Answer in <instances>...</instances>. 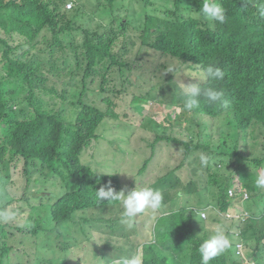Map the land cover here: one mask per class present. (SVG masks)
<instances>
[{"label":"trees","instance_id":"1","mask_svg":"<svg viewBox=\"0 0 264 264\" xmlns=\"http://www.w3.org/2000/svg\"><path fill=\"white\" fill-rule=\"evenodd\" d=\"M69 1L76 2L75 12L66 9ZM80 2L0 0V191L9 193L3 207L13 206L16 212L22 208H17L20 200L12 197L17 196L13 192L18 182L15 177L23 176V184L28 186L31 164L40 163L62 181L65 192L52 204L51 230L45 229L41 215L30 218L36 236L63 232L80 212L118 206L106 200L98 203L95 191L109 184L121 190L120 177L96 173L81 157L94 144L103 145L106 137L102 132L120 127L136 131L133 136L139 148L152 151V159L143 163L144 170L159 154L162 159H178V169L188 172L190 190L186 193L191 198L180 211L159 218L157 244L145 245L143 264H201L199 243L214 227L196 214L197 209L215 213L214 222L224 226L221 216H240V234L235 235L255 263L264 264V205L262 209L252 206V199L264 201L255 185L257 176L264 173V18L253 6L258 0H247V8L245 0H220L227 9L223 24L198 15L205 0H138L146 12L142 21L136 12L129 14L132 11L124 5L126 0H92L96 9L91 14L95 21L97 16L101 18L97 29L76 26L75 18L85 12ZM137 24L144 48L176 60L192 74L210 62L225 70L218 87L224 89L228 107L202 100L193 111L183 110L178 121L169 117L168 125L144 119L141 110L122 115L119 104L130 93L126 83L136 66L126 54L116 53V48L121 40L130 45V29ZM44 29L51 35L45 36ZM61 55L66 57L64 69L58 61ZM48 73L82 77L79 99L68 100L67 89L60 93L52 87ZM95 77H100L96 100L85 104L83 96ZM120 80L119 90L116 83ZM139 101L135 102L138 108ZM163 142L169 145L162 146ZM201 155L210 159L206 166L199 164L200 174H196L197 168L181 166L184 157V163L194 165ZM176 171L166 178L171 179ZM237 179L249 191L248 200L239 194L231 196L233 188L241 190ZM14 231H23L14 226V220L0 223V264H7L13 251L9 240ZM227 232L232 246L211 264H244L234 232ZM45 247L44 243L40 249ZM127 252H135L133 246ZM53 260L41 258L36 264Z\"/></svg>","mask_w":264,"mask_h":264},{"label":"rangeland","instance_id":"2","mask_svg":"<svg viewBox=\"0 0 264 264\" xmlns=\"http://www.w3.org/2000/svg\"><path fill=\"white\" fill-rule=\"evenodd\" d=\"M69 3H73L71 11L75 12L76 2L69 1L67 5ZM156 3L162 4L161 1H157ZM80 4L83 6V11L85 12H81L80 14L82 15L79 14L80 16L75 18L74 22H78L76 26L83 25L88 29H97L98 21L101 18L97 16L99 20L96 19L95 21V18L91 14L95 12V4H93L92 0H81ZM124 5L131 8L132 12L129 13L130 15L136 12L140 21L146 16V12H142V7L138 4V0H126ZM147 14L162 17L159 13L148 12ZM106 23L110 24L109 21H106ZM44 32L45 36L49 35L48 30L44 29ZM141 35L142 32L138 24L130 29L129 39H127V43L130 44L127 46V49L130 50V55L127 58L131 61L140 59L138 62L140 69L136 72L135 79L141 78L145 74L144 78L147 80L146 89H149L155 83L158 84L157 93L160 94L164 101L161 102L160 98H158V101L161 103L154 101L146 103L143 110L144 119L152 118L159 124L165 123L168 125L166 122L169 117L174 121H178L180 113L183 111L181 108L184 99L183 93L177 95L180 87L179 84L181 82L185 84L195 83L196 81L194 78H191L193 75L191 69L182 67L174 59L164 57L159 53L151 52L149 49L144 48ZM123 49L124 40H121L116 52L121 53ZM65 58L61 55L58 60L61 61L60 66L63 69ZM169 69H172V72H167ZM49 76L52 77L50 85L60 93L66 89L68 90V100L71 98L79 99L78 94L83 87L82 77H73L67 73H61V75L49 74ZM144 78H142L141 83L145 82ZM92 79L89 80L90 90L83 96L86 102H94L96 100L95 90L99 89L100 77H95V82H92ZM121 80L118 84L116 83L119 86V90L121 89ZM133 83L135 84L133 88L139 86V80H133ZM133 92L139 95L136 89H131L129 95L122 98L124 103L119 104V111L122 112V115H132L135 113L130 104ZM150 92L155 93L152 88ZM55 100L60 102L61 98L57 97ZM184 114L186 117L190 115L188 112ZM135 132L133 130L122 131L120 127H116L112 131L102 132L106 137V141L103 145L94 144L82 155L81 161L96 173L101 172L100 174H103L106 171L111 176H119L123 188L127 186L130 190L136 184L139 186L150 185L155 187L164 196L161 208L155 213L149 210L138 216L132 228L121 222L122 208L118 205L92 210L84 217V219L87 218L84 221L71 222L65 225L63 232L56 231L47 233L42 237H35L30 232L21 233L14 231L9 240L10 246L14 251L6 260L7 264H36L41 258H45L46 262L55 259L51 264H65L69 262L72 264H106V260L111 259L112 256H123L129 253L127 250L130 249V246H133V250L138 251L142 257V248L148 242H151L150 237L153 233L156 236L155 226L159 218L165 213L179 211L183 208L184 201L191 197L186 193V191L190 190L186 185V175L188 172L184 168L180 171L181 167L178 169V159H162L157 154L149 163L148 168L144 170L143 163L152 159V151L148 147L139 148V142L133 136ZM168 145L167 142L162 143V146ZM107 147L108 151H106ZM184 160L181 166L184 164V166L191 167L192 169H199L200 160L194 165H191V161L184 163ZM23 168L21 166V172ZM29 170L32 174L31 184L28 186L23 184L26 181L23 179V176L17 174L15 180L18 182L13 192L17 194L18 198H21L23 193H25L30 204L24 210L32 214L34 208H38L35 214L36 216L41 215L45 222L44 227L49 231L51 230L50 214L52 212V204L65 192V186L60 179L54 176L51 170L45 168L41 163L36 166L31 164ZM260 170L262 172L263 169ZM173 171H176V174L174 173L175 175L171 179H167L166 176ZM202 171V169H199L196 174H200ZM193 174L195 173L193 172ZM206 180L208 181V178ZM198 181L199 177L195 179V182ZM260 192L264 198V189H260ZM178 193L181 195L178 196ZM194 200H197V198L194 197ZM254 205H258L262 209L264 201L262 199H252V206ZM245 206L250 205L246 202ZM205 211L207 214L205 220L208 222V226L215 228L217 224H221V222H214L215 213ZM153 214L158 217L155 223L150 222V217ZM239 218V216H235L225 219L221 216L219 219L226 222L224 224L227 231L231 229L235 235L240 234L241 224ZM237 237L239 239V236ZM235 241H237L236 238ZM239 241L241 240L239 239ZM44 243L48 247L40 249L44 246ZM238 245L242 246L241 243H238ZM65 248L67 250H63ZM240 250L244 251V248ZM104 252L108 254V256L106 255V260ZM247 254L244 252L241 255L244 264L250 262ZM251 261L253 264H256L254 258Z\"/></svg>","mask_w":264,"mask_h":264},{"label":"clouds","instance_id":"3","mask_svg":"<svg viewBox=\"0 0 264 264\" xmlns=\"http://www.w3.org/2000/svg\"><path fill=\"white\" fill-rule=\"evenodd\" d=\"M70 5L72 6L71 8L69 7ZM253 6L258 9V15L261 18H264V0H258V3H256ZM247 7H249V5L247 4V0H245V8ZM66 8L68 11L72 10L73 3H69L66 6ZM198 15L209 21H214L218 24H223L227 19V9L223 6L220 0H205V2L202 5V8L198 10ZM49 35L51 34L49 33ZM77 39L79 40L78 36ZM127 46L129 45L125 44L122 52L118 54H126V57L129 56L130 50L127 49ZM126 59L130 60L129 58ZM139 61L140 59H138L137 61H132L136 66V70L131 76L130 81L126 83L127 86H129V91L131 89H136L139 92V95L133 92V96L130 101L131 108L133 109L134 112H140V110L143 112L145 108V104L148 102L151 101L158 103L164 102L160 94L157 93L158 84L155 83V85H152L149 89H146L147 80L144 78L145 74L141 78L135 79V74L140 69L138 67ZM167 72H172V69H169ZM225 76H226V71L218 67L214 62H210L207 65H203V66L200 65L197 68V71L191 76V78L195 79L196 81L195 83L185 84L181 82L179 84L180 87L177 95L183 93V97H184L181 104L182 110L191 112L199 107L202 100L212 103H220L223 105L224 108H227L228 101L224 99L225 91L223 88L218 87V83L223 81ZM142 78L145 79L144 83H141ZM133 80H139V86L133 88L135 86ZM122 83L123 82H121V84ZM151 88L155 91V93L150 92ZM140 98L141 100L139 101ZM158 98H160L161 102L158 101ZM70 100H74V98H71ZM83 101L86 104V101L84 99ZM136 101H139L138 103L140 108H138L135 105ZM209 159L210 157L201 155L199 157L200 164L202 166H206L209 162ZM103 174H107L111 176L106 171L103 172ZM237 181L242 186L241 190L237 191L235 188H233V190L231 191V196H235L236 194H239L240 196L244 197V199L248 200L251 197L249 191L242 184L241 179H237ZM255 185L260 189H264V173H261L257 176ZM8 195H9L8 192L0 191V223L7 224L8 222L14 220V226H17L19 230H23L21 231V233L30 232L35 237H38L33 232H31L32 222L30 221L31 217L36 218L35 212L36 209L38 208H34V212H32V214H30L29 211L24 210V208H26L28 204H30V202L26 198V195H23L21 198H18V196H12L13 198L20 200V202L17 204V208L19 207L22 208L18 212H16L13 209L14 208L13 206L4 208L3 202L7 201ZM179 195L181 194L178 193V196ZM95 199L97 200L98 203H100L102 200H106L108 202H117L122 208L121 222L126 224L129 228H132L134 227L135 221L138 218V216L148 212L149 210H151L152 213H155L157 210H159L162 206L164 196L158 189L150 185L139 186L136 184V186L130 190L127 188V186H125L121 190L116 191L109 184L107 186H102L95 191ZM88 212H80L79 215L75 218V221L73 222L75 223L76 221H84L85 219H87V218L84 219V217L87 215ZM205 212H206L205 210H200V209L196 210V214L200 216L201 219L203 220L207 218V214ZM157 219L158 217L155 214H153L150 217V222L155 223ZM158 226L159 223L157 222L155 226V230L157 229ZM234 236L237 239L235 243L238 246L239 255L244 254V252L248 253V251H246L243 244H241L242 246L238 245V243H241V241H239L240 238L238 239L237 235ZM150 241L152 244H157V239L154 233L151 235ZM231 246H232L231 240L228 235L226 227L222 224H217L213 229V231L209 234V236L206 239H203L199 243L197 251L201 258V264H211V262L214 259L225 254L231 248ZM144 248L145 246L142 248L141 251L142 257L138 251H135L128 255L112 256L111 259L106 260V264H143ZM243 248L244 251L240 250ZM63 250H67V248ZM106 255L108 256V254ZM247 256L250 259V262L248 264H253L251 261L252 255L247 254ZM262 259H264V257H262ZM241 260L244 263L242 256H241ZM65 264H72V263L69 262ZM257 264H261V263L259 262Z\"/></svg>","mask_w":264,"mask_h":264},{"label":"built area","instance_id":"4","mask_svg":"<svg viewBox=\"0 0 264 264\" xmlns=\"http://www.w3.org/2000/svg\"><path fill=\"white\" fill-rule=\"evenodd\" d=\"M69 7L71 8L72 6L70 5Z\"/></svg>","mask_w":264,"mask_h":264}]
</instances>
